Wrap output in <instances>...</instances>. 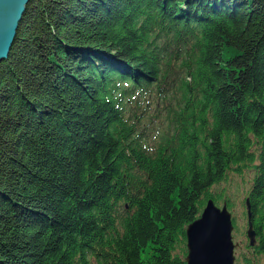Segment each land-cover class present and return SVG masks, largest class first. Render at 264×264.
<instances>
[{"label":"trees","instance_id":"1","mask_svg":"<svg viewBox=\"0 0 264 264\" xmlns=\"http://www.w3.org/2000/svg\"><path fill=\"white\" fill-rule=\"evenodd\" d=\"M249 167L261 264L264 0L27 3L0 61V264H186Z\"/></svg>","mask_w":264,"mask_h":264},{"label":"water","instance_id":"2","mask_svg":"<svg viewBox=\"0 0 264 264\" xmlns=\"http://www.w3.org/2000/svg\"><path fill=\"white\" fill-rule=\"evenodd\" d=\"M30 0H0V61L10 51L19 22ZM249 245L255 244L248 198L245 199ZM232 214L226 202L218 206L208 198L196 219L185 228L186 264H235Z\"/></svg>","mask_w":264,"mask_h":264},{"label":"rangeland","instance_id":"3","mask_svg":"<svg viewBox=\"0 0 264 264\" xmlns=\"http://www.w3.org/2000/svg\"><path fill=\"white\" fill-rule=\"evenodd\" d=\"M253 172L252 167L245 168L240 174L231 172L222 184L218 187L217 193H220V196L216 204L221 206L224 202V199L229 198L233 205L229 208V211L234 216L236 220L237 229L232 231L233 240L239 243V246L235 248V264H244L242 262L243 256L245 257H253V249L245 248V230L247 227L246 222V214L243 205V197L245 195V191L249 185V179L251 178V174ZM250 246V245H249ZM186 247V246H185ZM261 264H264V260L261 258Z\"/></svg>","mask_w":264,"mask_h":264}]
</instances>
